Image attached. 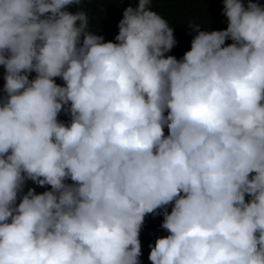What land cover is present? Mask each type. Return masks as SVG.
Segmentation results:
<instances>
[{"label":"clouds","instance_id":"clouds-1","mask_svg":"<svg viewBox=\"0 0 264 264\" xmlns=\"http://www.w3.org/2000/svg\"><path fill=\"white\" fill-rule=\"evenodd\" d=\"M86 2L0 0V264H141L149 214L150 264H264V5L178 60L154 0L115 42Z\"/></svg>","mask_w":264,"mask_h":264},{"label":"trees","instance_id":"trees-1","mask_svg":"<svg viewBox=\"0 0 264 264\" xmlns=\"http://www.w3.org/2000/svg\"><path fill=\"white\" fill-rule=\"evenodd\" d=\"M258 2L264 5V0H258ZM137 3L138 0H90V2L84 3L82 8L88 13L90 29L94 32L99 30L97 34L102 35L105 42H115L114 37L118 34L117 24L122 19L123 10L128 6L135 7ZM222 8L221 0H154L152 10L169 22L174 29V37L177 42L176 46L166 55H172L179 60L186 51L190 50L191 40L196 33L191 31L188 27L189 24H200L201 30H225L227 20L221 14ZM68 10L75 12L77 9L73 6ZM226 43H231V41H226ZM2 74L3 69L0 67V89L3 86ZM34 76L35 73H32L29 78ZM56 83L61 86L63 84L59 78H56ZM59 119L67 122L68 117L61 113ZM165 134H167V129H165ZM30 187L35 188L37 193L50 190V186L40 188L32 184ZM168 210H171L170 207ZM162 220L161 215L149 214L145 217L139 235L142 253L141 264H150L148 245L154 244L157 237L167 235V232L160 228Z\"/></svg>","mask_w":264,"mask_h":264},{"label":"rangeland","instance_id":"rangeland-1","mask_svg":"<svg viewBox=\"0 0 264 264\" xmlns=\"http://www.w3.org/2000/svg\"><path fill=\"white\" fill-rule=\"evenodd\" d=\"M32 185V183L29 181L27 182V187H30ZM27 187L25 188V192L27 191ZM246 200H247V197H246Z\"/></svg>","mask_w":264,"mask_h":264}]
</instances>
